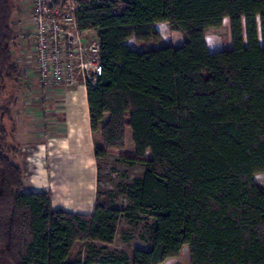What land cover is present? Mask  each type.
I'll list each match as a JSON object with an SVG mask.
<instances>
[{"label": "trees", "instance_id": "16d2710c", "mask_svg": "<svg viewBox=\"0 0 264 264\" xmlns=\"http://www.w3.org/2000/svg\"><path fill=\"white\" fill-rule=\"evenodd\" d=\"M79 2L81 28L98 30L101 45L102 75L87 86L95 156L124 149L130 129L135 155L125 160L145 171L118 185L125 207L98 189L91 214L25 190L15 95H4L23 71L16 8L0 0V264H95L92 243L113 244L123 221L144 222L150 248L99 264H162L186 243L191 264H264V187L253 179L264 171V0ZM226 18L232 47L212 51L206 32ZM161 22L183 35L181 46L139 52L126 43L161 41ZM78 242L89 255L71 261Z\"/></svg>", "mask_w": 264, "mask_h": 264}, {"label": "crops", "instance_id": "0c3cea01", "mask_svg": "<svg viewBox=\"0 0 264 264\" xmlns=\"http://www.w3.org/2000/svg\"><path fill=\"white\" fill-rule=\"evenodd\" d=\"M11 1L16 8L14 26L21 29L27 25L26 16L30 15L31 7L29 3L21 5L18 0ZM223 26H226L230 36L229 46L217 47L215 42L213 46H209V31H217ZM156 27L164 42H167V36L179 33L171 31L164 22L157 23ZM221 27L211 28L206 32V40L212 51L232 47L230 19L226 18ZM183 42L184 37L177 46L174 42L166 45L178 47ZM27 64L31 66L30 61ZM25 81L28 82L26 87L34 86L31 78ZM39 89L45 96L42 107L32 105L30 100L16 98L12 112L16 124L14 141L20 147L14 159L24 171L25 190L50 191L55 209L91 214L98 191L99 160L95 156V135L91 127L87 88ZM30 115L36 116V120L32 121ZM27 121L28 129L25 132L22 131V126Z\"/></svg>", "mask_w": 264, "mask_h": 264}, {"label": "built area", "instance_id": "2783aa9c", "mask_svg": "<svg viewBox=\"0 0 264 264\" xmlns=\"http://www.w3.org/2000/svg\"><path fill=\"white\" fill-rule=\"evenodd\" d=\"M18 2L31 7L30 23L16 33L22 79L42 89L95 85L103 72L101 45L98 30L80 26L79 0Z\"/></svg>", "mask_w": 264, "mask_h": 264}, {"label": "rangeland", "instance_id": "374dc122", "mask_svg": "<svg viewBox=\"0 0 264 264\" xmlns=\"http://www.w3.org/2000/svg\"><path fill=\"white\" fill-rule=\"evenodd\" d=\"M26 24L30 23L29 16H26ZM15 32L17 33L20 29L17 26H14ZM172 31V30H171ZM172 33V32H171ZM178 33V32H177ZM182 34L173 33L171 36H167V42L164 41H138L135 37H130L126 43L133 49L138 50L139 52L144 50H152L154 48H159L163 45L170 44L168 42H174V44H179L182 39ZM208 38L212 40L213 44L217 47H227L230 44V36L227 31L226 26L219 28L217 31L210 30L208 34ZM16 58L18 56L16 54ZM16 59L17 63L18 60ZM23 69V68H22ZM28 82L24 81L22 78L17 81H13L12 83L7 84V91L4 94L5 98L8 99L11 97V94L15 95V99L18 100H30L32 105H37L38 107H42L44 105L45 96L43 92L40 91L39 87L34 83V86L26 87ZM30 95V97H29ZM28 96V97H27ZM5 100V99H4ZM0 99V109L4 105L5 101ZM49 100L47 96V101ZM43 116V115H42ZM32 117V121L36 120V116ZM1 119V114H0ZM35 119V120H34ZM30 121V119L28 120ZM28 121L26 124H23V130L28 129ZM25 128V129H24ZM27 128V129H26ZM36 128V127H35ZM37 129L35 130V136H37ZM99 135V134H98ZM99 137V136H98ZM15 145L16 142L14 138L12 139ZM134 153V145L132 141V133L131 130H128L127 133V143L126 147L122 150H111L108 157L99 161V177H98V189L102 192H112L117 195L116 198V206L117 207H125L128 204V200L120 192L118 187L119 184H126L132 182L135 178L141 177L145 171V165L142 163H136L135 165H129L126 162L125 158L133 157ZM151 154L147 153L146 158H150ZM257 175L264 176L263 172H257L254 174L253 179L256 182H259L264 187V183L256 179ZM145 237V238H144ZM95 244L97 249L94 250L97 255L95 256V264L98 263V259L103 255L108 253H120L125 252L132 259L133 252L135 249H149L150 244L147 241L146 230L144 227V222L140 226H134L129 224L126 221H123L119 232L113 242V244L107 245L104 243H92ZM89 255V248L83 243L78 242L75 245V248L71 254L70 260L73 261L77 258H85ZM162 264H191V255H190V246L189 244H184L183 248L178 256L171 257L167 259Z\"/></svg>", "mask_w": 264, "mask_h": 264}, {"label": "clouds", "instance_id": "9594fccd", "mask_svg": "<svg viewBox=\"0 0 264 264\" xmlns=\"http://www.w3.org/2000/svg\"><path fill=\"white\" fill-rule=\"evenodd\" d=\"M208 42H209V46H213V42H212L211 39H209ZM256 179L259 180V181H261L262 183H264V176L257 175V176H256Z\"/></svg>", "mask_w": 264, "mask_h": 264}]
</instances>
